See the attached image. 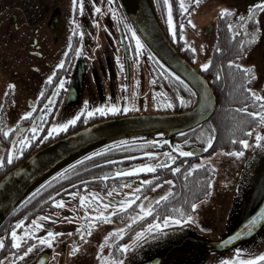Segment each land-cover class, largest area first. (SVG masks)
<instances>
[{"label": "flooded vegetation", "instance_id": "1", "mask_svg": "<svg viewBox=\"0 0 264 264\" xmlns=\"http://www.w3.org/2000/svg\"><path fill=\"white\" fill-rule=\"evenodd\" d=\"M246 1L247 5L244 0L242 2L237 0L238 8L231 9L232 24H239V17L241 15L247 17L248 9L259 3V0ZM154 2L168 38L176 48L194 61L192 51L184 48L186 40L179 39V25H185L183 32L187 31L189 37H192L196 44L195 28L187 24V20L192 16L194 10H198L199 6L207 3L208 0H184L187 12L183 14L179 9L180 0H170V3L173 4L174 27L178 33L175 39L172 38V33L167 28V13L163 0H154ZM96 6L100 7L99 12L93 11ZM112 9L116 10L115 17L112 15ZM121 17L125 18V15L117 0H111V4H109V0H84L83 11L80 10L79 0L75 6L73 0H0V106H2L0 107V121L4 127H12L24 111L31 110L30 106H34L33 117L25 118L18 126L24 130V135L30 136L29 130L32 127L33 119L35 118L37 123H41L39 120L41 111L51 109L42 122L40 134L22 150V155L14 157L11 163L7 162L6 153L11 147V137L14 136L15 129L10 134V138H4L0 134V157L5 159V163L0 166V178L35 150L89 124L130 114L172 111L180 106L187 108L191 105L190 103L180 104L173 93V90L179 91L177 85L171 79L166 80L161 77L160 73L164 71V68H160L148 59L147 49L144 48L141 56L135 55V41L131 39L130 33L125 29V23L129 22L127 18L120 19ZM73 20L80 25V28L75 32L73 31L75 27L72 23ZM93 20L96 23H93ZM254 22H264V8L254 11L253 18L248 23ZM81 31L84 33L83 38L78 34ZM205 34L209 36L210 32ZM69 37H71L72 49L68 48ZM193 40L189 43H193ZM203 42L207 43V40H203ZM76 47L82 49V55L74 54ZM65 51L69 52L67 57L63 55ZM118 56L120 63L116 59ZM61 59H65L66 63L62 69L57 70L58 77L65 76L66 83L58 95L53 97L54 103L49 105L46 102L47 97L52 95V89L59 80L58 77H54V83L47 84L46 77L51 74L56 63ZM121 64L124 65L123 69ZM9 83L15 85L14 89L7 88ZM42 90L44 91L43 96L40 95ZM154 93L166 95L154 98ZM183 96L189 99L186 95ZM124 97H127V100L123 99ZM86 100L91 107L116 103L121 105V108L115 113H97L91 117L82 114L76 123L51 136L48 135L51 123L70 119L84 106ZM168 100L173 101L171 107H156L157 103L163 104ZM124 103L134 104L135 107H130L128 112H124L122 108ZM202 128L177 137L176 144H180L185 151L195 149L197 146L205 147L209 132ZM201 136L202 138L198 139ZM159 139L160 137H154L149 140L132 141L119 148H113L110 144L108 152H101L99 156L88 155V160L80 158L79 164L76 162L71 164V170L68 165L58 172L61 174L60 176L57 174L52 176L47 180V184L37 188L32 195L36 210L28 221L25 220V223L29 224L32 219L39 216L53 217L40 221L46 227L38 230L35 235H44L49 228L59 235L54 238L53 244L50 246L37 244L33 251L22 261H17V264H92V251L96 253L101 251L106 257L110 252H114V258L123 261V264H137L135 247L130 245L127 252L115 250L120 243L133 241L135 232L156 218L150 215L144 217L142 221H135L134 226L125 229L124 236L119 239L113 236L104 242L103 237L109 231L115 228H124L134 213L139 211L138 205L134 204L129 209L115 213L112 217L104 220L95 216L86 217L85 208L79 202V195L71 197L68 194L74 191L85 195L95 192L101 195L104 202L113 199L122 200L127 198L128 193L136 192L144 180H151L153 177H157L155 181L164 180L163 171L165 168L158 167L155 171L140 173L125 172L121 176L110 175L114 170H126L136 164L156 163L157 160H163L165 151L170 152L173 156V164L169 165L167 169L180 162L185 163V161L193 164L199 157L211 154L209 149L203 155L182 157L175 148H170L169 145L144 144L146 141ZM184 140H188L189 143L184 144ZM141 152H158L161 153V156L150 158L141 155ZM105 160L110 163H103ZM105 175H108L107 180L103 179ZM92 177H96V179H91ZM85 185H87L86 188ZM162 185L164 184L161 183ZM129 188H134V190L130 191ZM112 189L115 191L109 195L108 193ZM53 193H56L54 199L65 201L64 205L52 204L48 200V197L53 196ZM158 196H162V194L158 193L155 184H151L140 188L134 199L142 200L147 197L151 200ZM256 198L258 200L256 203L243 206L241 214L243 217L232 216L230 225L232 230L242 223L250 221L253 216L251 215L252 211L259 206L258 203L264 201V194ZM41 200H44L43 204L40 203ZM99 203L97 201L96 205L89 204L87 212L95 214L98 210L105 213L113 211L111 208L98 209ZM261 207L264 208V203ZM225 218L220 225L215 223L210 216L192 223L182 224L181 228H187L186 226L189 225L192 227L193 234L202 237L200 241L196 239L193 246L204 255L205 264H219L220 260L236 255L235 249L222 252L209 249L208 242L219 240L225 233L230 217ZM92 219H95L96 222L89 228L87 222ZM82 223L83 228H81ZM177 226L175 225L173 228ZM77 229L84 230L86 236L81 238ZM22 230L18 229V231ZM183 233L187 236L190 232L187 229ZM260 234H264V221L258 229L251 235H246L243 240V243L250 244L246 249L240 247V249L246 250L241 253L242 259L264 252V238L260 237V240H257V235ZM26 239L36 243L31 237ZM74 243L79 244V249L73 253ZM101 243H104L103 249H100ZM11 249L0 257V261H3L4 264H11L14 259L10 253L19 255V250L12 247ZM98 264H100V259Z\"/></svg>", "mask_w": 264, "mask_h": 264}, {"label": "snow or ice", "instance_id": "2", "mask_svg": "<svg viewBox=\"0 0 264 264\" xmlns=\"http://www.w3.org/2000/svg\"><path fill=\"white\" fill-rule=\"evenodd\" d=\"M77 4V0H73V5L75 6ZM109 4H111V0H109ZM163 4L167 13V28L168 31L172 33V38L175 39L178 35L176 28L174 27V21H173V4L170 3V0H163ZM79 7L80 10L83 11L84 8V0H79ZM258 8H264V0H259L258 4H254L251 8L248 9L247 12V17L244 15H241L239 17V28L245 30V34H248V29L246 28V25L250 20L253 18L254 11ZM179 9L181 10V13H186L187 12V7L184 3V0H180L179 2ZM93 11L99 12L100 7L96 6L93 8ZM112 15L115 17L116 10L112 9ZM219 15L221 17H227L231 15V10L227 7L220 8L219 10ZM120 19H125L121 17ZM73 25L75 27L73 28V31H77L80 28V25L77 23V21L73 20L72 21ZM93 23H96L95 20H93ZM187 24L192 25V27H195L193 24V21L191 19L187 20ZM185 25L180 24L179 25V39L180 40H185V36L183 34ZM229 30L233 28V25L231 23L228 24ZM125 29L127 32L130 33L131 39L135 41V48H134V53L137 57L141 56L143 54L144 50V43L141 41L140 37L137 35L136 30L132 27L131 24L125 23ZM260 31L258 27L254 28L252 32L250 33V39L247 41V43H251L257 38V33ZM78 34L83 38L84 33L78 32ZM236 33L233 32V36H235ZM245 44L244 40L239 41V45L241 47V51L243 52V45ZM72 43H71V37H69V43H68V48L72 49ZM184 48L185 49H190L193 53L196 52V49L192 47L190 44L187 42L184 43ZM217 51H220L219 48L216 49ZM74 54L76 56L82 55V49L80 47H76L74 49ZM65 57L69 55L68 51H65L63 54ZM117 62L120 63V57L118 56ZM148 59L153 61L154 64L158 65L160 68H164V65L160 63V58L156 56L155 53L151 51V49L148 50ZM193 59H195V56H193ZM66 60L61 59L58 63H56L55 68L51 72V74L47 75L46 77V83L47 84H52L54 83V77H58V69H62L63 66L65 65ZM213 63L211 59L207 60L204 63L200 64V68L203 70H208L210 65ZM227 64L230 68L235 66V69L239 70L240 72V77H241V84L239 87H241L244 92L246 93V99L250 100L252 105L257 109V110H252L249 111V105L248 104H243L242 106L239 107L238 112L244 113L248 116H250L253 121L258 120L260 124L264 125V95L256 92L252 87H248V82L252 79L255 78L256 72L253 66L251 65H245L243 63L239 62V57H236L235 59H229L227 61ZM121 68L123 69L124 65H120ZM161 77L163 79H174L175 81L183 84L184 89H186L191 95H195L196 93L193 92V88L195 86H190L188 82H185V80H182L181 77L175 72L171 71L170 69H164L162 73H160ZM195 75V74H193ZM216 78L219 79L221 76L220 70L216 72ZM198 79V78H197ZM59 82L55 83L54 88L52 89V95L47 97V103L49 105L53 104V97L58 95L59 91L62 90L65 86L66 83V77L65 76H59L58 77ZM155 82V81H153ZM15 85L12 83H9L7 85V88L9 90L14 89ZM126 87V86H122ZM41 96L44 95V91L42 90L40 93ZM135 95V94H133ZM154 98L159 95H166L163 93H154ZM176 98L179 100L180 104L185 105L192 103L191 99H186L185 96L181 95L179 91L176 92ZM123 99L127 100V97H124ZM173 104L172 100H168L165 103H157L156 107H171ZM2 107V106H0ZM31 110L24 111L20 118L16 121V123L12 127H4L2 121H0V134L4 138H10V134L13 133V130L15 129L14 136L11 137L12 139V144L11 147L7 150V162L11 163L14 159V157L22 155V150L28 146V144L31 143V141L35 140L36 137L40 134V128L42 126V122L45 118V116L48 114V111L51 109H48L46 111H41L39 120L41 123H37L35 118L33 119V124L32 127L30 128V133L31 135H24V130L18 127L20 123L25 119V118H30L33 117L35 107L30 106ZM130 107H135L134 104L130 103H124L122 105L123 111L128 112ZM121 105H118L116 103H109V104H100L96 107H91L89 105V102L86 100L84 101V106L80 108L70 119L64 121V122H53L51 123V126L48 128V135L51 136L55 132L61 131L63 129H66L69 125L76 123L77 119L81 117L82 114H85L86 117H91L93 115H96L97 113L101 114H107L109 112L115 113L120 111ZM243 123V122H241ZM243 127H247L244 125ZM243 127L240 129V131H243ZM214 132V130H213ZM247 134L251 135L252 134V128H247ZM160 139L156 141H146L144 144L148 143H153V144H165L167 143L163 139V134H159ZM178 135H182V133H178ZM22 137V138H21ZM202 138L201 137H198ZM232 140L233 142H236L237 140V132L236 130L233 131L232 134ZM214 136L209 135L206 138L205 141V147L207 148L208 146H211L213 144ZM128 141L126 140H121L119 142L113 141L112 142V147L113 148H119L120 146L127 144ZM184 144H188V140L183 141ZM238 143L245 148L249 146V141L247 139H239ZM255 143L260 146L261 148H264V135H262L259 131L255 133ZM174 148L177 152H179L180 156L182 157H188V156H193L194 151H185L180 144H175ZM109 147L105 145L101 150L92 152L89 154V156H99L101 152H108ZM223 151V149H221ZM237 157H240L243 155V151L241 150H233L231 153ZM141 155H145L150 158L154 157H160L161 153L158 152H141ZM89 156H85L82 159L83 160H88ZM204 163H207L206 158H201ZM5 163V159L3 157H0V166H2ZM77 164L80 163V161L76 162ZM103 163L107 164L110 163L109 161L105 160ZM204 163H193L191 164L190 167H187L186 170V175L191 174L194 169H200L204 167ZM173 164V156L170 152L165 151L163 152V160H157L156 163H143V164H136L133 167H130L126 170L124 169H117L114 170L110 175H115V176H121L125 172L127 173H140V172H149V171H155L158 167L159 168H165L167 169L169 165ZM187 165V161H185V166ZM72 169V166H69V170ZM170 171L172 173H177L181 171V168L179 165H174L170 168ZM60 173H57V176H60ZM91 179H96V177H92ZM103 179L107 180L108 175H105ZM157 177H153L151 180H144L142 185H139L137 188L136 192L133 193H128L127 198L122 199V200H109L107 202H104L102 199L101 195L95 192L88 193L87 195L85 194H79L77 192H71L68 195L71 197H76L79 195V202L80 205L84 206L85 208V215L86 217L90 216H95L96 218H101L104 220H107L109 217H112L115 213L118 212H123L125 209H129L130 206L136 204L138 205L139 211L134 213L131 219L127 221V223L124 225V228H115L112 229L111 231L108 232L107 235L103 237V241L107 242L110 237L115 236L116 239H119L120 237L124 236L125 234V229H127L130 226H134L135 221H142L144 217H148L150 215H155L159 205L167 200L170 196L171 193H173V189L169 187L167 191L163 193L162 196H158L155 199L149 200V198L144 197L142 200H136L134 199L140 188H143L145 186H149L155 182ZM46 184L48 182H45ZM161 183H166V184H173L174 180H168V181H163L161 180ZM161 183H155V188H160ZM208 186L211 187V182L208 181ZM43 187V186H42ZM87 185H85V188ZM63 191V189H61ZM112 191H115V189H112L109 191V195L112 194ZM38 194V193H37ZM56 195V193H53V196H49L48 200L52 204H57V205H64L65 201L63 199H54L53 197ZM99 201V205H97L98 209L99 208H111L113 211L105 213L104 211H97L95 214L87 212V208L89 204L96 205V202ZM41 204L44 203V200L40 201ZM197 208V203H191L190 209L195 210ZM178 211V215H163L158 216L156 219H153L151 223H147L145 227L141 228L139 231L135 232V239L131 241L130 243H120L118 245V248L115 251H122V252H127L130 245L132 247H136L138 242L143 243L145 240H155L157 239L160 235H162V232L160 231L162 228H168L170 225H182L185 224L186 221H192L195 222L194 216L189 213V211H185L183 209L180 210H175ZM59 215V214H57ZM53 217H49L47 215L44 216H39L31 220L29 224L25 223V219H19L16 220L14 223V226L10 230V236H11V247L14 249L19 250V255L16 253H10L11 255L14 256V259L11 261V264H17V261H22L25 257L29 255L33 251V249L37 246V244L41 246H50L53 244L54 238L59 235V233L51 230L50 228L46 231L44 235H35V233L40 230V229H45L46 225L41 223L40 221L42 220H49L52 219ZM260 218H264V215H262ZM257 217H252V219L248 222L246 225V228L250 229L254 224L257 222ZM96 220L92 219L88 221V227L91 228L93 224H95ZM81 228H83V223ZM18 229H23L22 231H18ZM79 232V235L81 238H84L86 236V232L81 229H77ZM243 232L237 233V235H243ZM71 235V233H69ZM28 237H31L32 240H34L36 243H32L30 240L26 239ZM236 237L233 236L230 239H235ZM222 243V242H221ZM22 245L24 246L22 248ZM5 247V239L4 237H0V248ZM26 248V250H25ZM104 248V243L100 244V249ZM79 249V244H73L72 252H76ZM242 249H235L236 255H234L232 258H225L219 261V264H264V252H260L258 255H252L249 258L242 259L241 258V253ZM97 257L100 259V264H123V261L114 258V252H110L109 255L106 257L102 254L101 251H97L96 253ZM41 260L43 258L41 257ZM0 264H4L3 261H0Z\"/></svg>", "mask_w": 264, "mask_h": 264}, {"label": "water", "instance_id": "3", "mask_svg": "<svg viewBox=\"0 0 264 264\" xmlns=\"http://www.w3.org/2000/svg\"><path fill=\"white\" fill-rule=\"evenodd\" d=\"M119 3L125 17L144 43L145 49H151L160 58L164 69L175 71L182 80L188 82L190 86H195L194 105L178 112L130 114L98 121L35 150L36 152L20 161L0 179V228L30 193L80 158L98 151L105 145L109 146L113 141L126 140L131 143L152 139L160 136L159 134H163V139L168 145L174 147V138L178 133L184 134L194 130L215 114L218 104L215 89L211 87L205 75L191 65L167 38L157 17L153 0H119ZM208 149L209 147H195L189 151H194L193 156H196L203 155ZM256 151L240 182L239 200L233 205L231 216H228L230 219L227 229L219 240L208 242L210 251L222 252L240 247L246 249L250 244L243 243L246 235H251L264 221L260 218L264 215L262 201L251 213L252 217L258 219L250 229L246 228L248 223H242L233 230L230 227L232 216L243 217L241 215L243 206L256 203L258 201L256 197L264 194V148L258 146ZM240 232L244 234L237 235ZM260 235H257V240H260V237L264 238V234ZM233 236L236 238L230 239ZM140 252L136 255L137 264H163L161 252L155 247H147Z\"/></svg>", "mask_w": 264, "mask_h": 264}, {"label": "rangeland", "instance_id": "4", "mask_svg": "<svg viewBox=\"0 0 264 264\" xmlns=\"http://www.w3.org/2000/svg\"><path fill=\"white\" fill-rule=\"evenodd\" d=\"M242 2L243 0H239ZM247 5L248 2L244 0ZM227 7L230 10L238 8L237 0H208L207 3L201 4L198 10H194L189 19L193 21L195 25V39L196 44L192 37L190 38L187 31H184L186 42L196 49V52L192 55L195 56L194 64L200 68V64L209 60L210 53L213 49V43L215 40V29L217 26V20L219 17L220 8ZM231 15L229 16V23L231 21ZM258 23L257 27L260 31L257 33V38L251 48H249L243 55L239 56V62L245 65H251L254 67L256 76L250 80L249 87H252L256 92L264 95V22ZM210 28V35L206 36L208 28ZM234 32L239 28V24H232ZM192 26V25H190ZM193 40V43H189ZM203 40H207L204 43ZM202 47H204L202 49ZM202 50V51H201ZM201 69V68H200ZM259 131L264 135V125L258 123V125L252 128V134L248 136L249 146H242L241 150L243 155L237 157L231 154L233 151H221L218 150L212 154H206L194 161L193 163H204L202 157L206 158L208 164H211L215 170V176L211 181V191L208 198L198 202L197 208L192 212L194 220H199L205 217H212L213 221L220 225V223L231 215V212L239 200L240 182L244 177L246 168L250 165V160L257 152L258 145L255 143V133ZM204 163V164H207ZM169 185H164L157 188L159 194L167 191ZM130 189V188H129ZM130 189V191H133ZM186 223H192V221H186ZM170 225L168 228H162L160 235L155 240H145L143 243L137 244L135 247L136 255L141 253V250L147 249V247H155L160 251L163 264H205L204 255L196 250L193 243L196 239L200 241L201 236H196L192 233V227L189 225L187 228H181L182 225ZM188 229L190 232L187 236L184 235V231ZM135 239V235H134ZM93 252L92 264H98L99 257L96 252ZM144 254V253H143Z\"/></svg>", "mask_w": 264, "mask_h": 264}, {"label": "trees", "instance_id": "5", "mask_svg": "<svg viewBox=\"0 0 264 264\" xmlns=\"http://www.w3.org/2000/svg\"><path fill=\"white\" fill-rule=\"evenodd\" d=\"M159 16V14H158ZM232 16V15H231ZM231 22V21H230ZM229 16L219 17L217 20V26L215 29V42L210 58L213 63L210 65L208 70H203L207 79H209L211 86L215 89L217 93L218 105L215 114L210 118V120L202 126V129H206L209 135L214 136L211 151L217 152L223 149V151H233L241 149L242 145L238 143L239 139H247L249 134H247V128H254L258 125L259 121H253V119L244 114L238 112V109L243 104L249 105V111L257 110L251 103L250 100L246 99V93L239 87L241 84V77L239 70L235 69V66L230 68L227 64L229 59H235L243 55L249 48L252 47L254 41L247 43L250 39V33L254 28L257 27L258 23H248L246 28L248 29V34H245L244 29H238L233 36L234 30H229ZM244 40L243 52L239 45V41ZM219 48L220 51L216 49ZM189 52V50H187ZM184 53V52H183ZM185 54V53H184ZM191 54V53H190ZM192 63V58H189L187 54L184 55ZM220 70L221 76L219 79L216 78V72ZM174 84L177 85L180 94L186 95L193 103V95H191L186 89H184L183 84L171 79ZM250 81L248 82V87ZM175 87V86H174ZM173 90V85H172ZM174 96L176 91L173 90ZM190 103V104H192ZM184 107V106H183ZM183 107H177L174 111L183 110ZM243 122V123H241ZM246 125L247 127H243ZM243 127V131L240 129ZM214 130V132H213ZM237 132V140L233 142L232 134L233 131ZM192 162L178 163L181 168L179 174L172 173L170 169H164V180H174L173 184H168V187L173 189V193L170 194L169 198L163 201L153 218L163 215H178V211L183 209L189 211L192 214L193 210L190 209L191 203H197L208 197L211 187L208 186V181H212L215 172L213 166L210 164L204 165L200 169H194L191 174L186 175L187 167H190ZM155 183H161V181H155ZM32 193L27 197L22 203L19 204L17 209L10 215V217L5 221L0 228V237L5 239V247L0 248V257L4 256L11 249V236L10 230L14 226L16 220L28 219L33 216L36 206L32 201ZM25 221V222H26Z\"/></svg>", "mask_w": 264, "mask_h": 264}]
</instances>
